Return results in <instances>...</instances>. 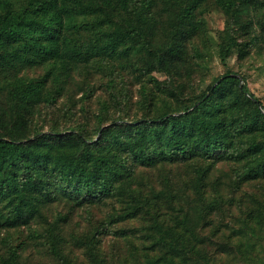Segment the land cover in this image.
I'll use <instances>...</instances> for the list:
<instances>
[{
    "label": "trees",
    "instance_id": "trees-1",
    "mask_svg": "<svg viewBox=\"0 0 264 264\" xmlns=\"http://www.w3.org/2000/svg\"><path fill=\"white\" fill-rule=\"evenodd\" d=\"M235 51L264 0H0V264H264V103L210 72Z\"/></svg>",
    "mask_w": 264,
    "mask_h": 264
},
{
    "label": "rangeland",
    "instance_id": "rangeland-1",
    "mask_svg": "<svg viewBox=\"0 0 264 264\" xmlns=\"http://www.w3.org/2000/svg\"><path fill=\"white\" fill-rule=\"evenodd\" d=\"M204 16L207 19L208 31L218 40L219 32L223 31L226 26L225 13L217 5L207 3ZM240 40H244V38H240ZM226 68L246 74L251 90L260 96L264 103V53L261 55L253 54L245 57L243 60H239L238 53L235 51L230 55L226 65L218 58H215L211 62L210 72L213 75H217L224 72ZM158 75L164 77L165 74L159 72ZM211 78L206 77L204 84L207 85Z\"/></svg>",
    "mask_w": 264,
    "mask_h": 264
}]
</instances>
